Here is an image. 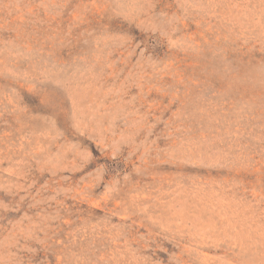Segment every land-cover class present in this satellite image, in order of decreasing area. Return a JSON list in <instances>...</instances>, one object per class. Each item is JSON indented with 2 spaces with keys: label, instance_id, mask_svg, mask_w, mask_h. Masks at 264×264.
Returning a JSON list of instances; mask_svg holds the SVG:
<instances>
[{
  "label": "rangeland",
  "instance_id": "obj_1",
  "mask_svg": "<svg viewBox=\"0 0 264 264\" xmlns=\"http://www.w3.org/2000/svg\"><path fill=\"white\" fill-rule=\"evenodd\" d=\"M0 264H264V0H0Z\"/></svg>",
  "mask_w": 264,
  "mask_h": 264
}]
</instances>
